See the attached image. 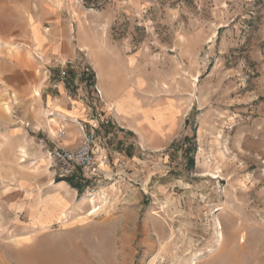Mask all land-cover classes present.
Segmentation results:
<instances>
[{
    "label": "rangeland",
    "instance_id": "obj_1",
    "mask_svg": "<svg viewBox=\"0 0 264 264\" xmlns=\"http://www.w3.org/2000/svg\"><path fill=\"white\" fill-rule=\"evenodd\" d=\"M0 47V264H264V0H0Z\"/></svg>",
    "mask_w": 264,
    "mask_h": 264
},
{
    "label": "built area",
    "instance_id": "obj_2",
    "mask_svg": "<svg viewBox=\"0 0 264 264\" xmlns=\"http://www.w3.org/2000/svg\"><path fill=\"white\" fill-rule=\"evenodd\" d=\"M64 67H67V63L61 67V74L65 76L66 69H64ZM78 77H80V75ZM96 126L97 125L95 124L94 127H92L90 133H86L85 129L82 127L85 136L84 140L78 147H58L51 153V156H53L55 161L65 169L66 174H70L72 170H78L80 176L84 179L99 178L102 174L94 152ZM57 127L60 128V130L58 131L56 138L57 140H62L66 135L65 127H60L59 125Z\"/></svg>",
    "mask_w": 264,
    "mask_h": 264
},
{
    "label": "crops",
    "instance_id": "obj_3",
    "mask_svg": "<svg viewBox=\"0 0 264 264\" xmlns=\"http://www.w3.org/2000/svg\"><path fill=\"white\" fill-rule=\"evenodd\" d=\"M108 74L104 72V70L101 68V72L98 73V87L100 88L103 96L105 97V100H111L112 99V91L111 88L108 86ZM73 114L76 115V111H73ZM71 147L68 143H63V147Z\"/></svg>",
    "mask_w": 264,
    "mask_h": 264
},
{
    "label": "trees",
    "instance_id": "obj_4",
    "mask_svg": "<svg viewBox=\"0 0 264 264\" xmlns=\"http://www.w3.org/2000/svg\"><path fill=\"white\" fill-rule=\"evenodd\" d=\"M69 78L73 81V79H74V77H73V75H69ZM86 80H88L89 81V83L92 85L94 82H93V75L92 76H90V77H88V78H86ZM68 182H69V184L71 185V186H73L75 189H77V190H79V191H82V186L80 185V183L79 182H76L73 178H70V179H68Z\"/></svg>",
    "mask_w": 264,
    "mask_h": 264
},
{
    "label": "bare ground",
    "instance_id": "obj_5",
    "mask_svg": "<svg viewBox=\"0 0 264 264\" xmlns=\"http://www.w3.org/2000/svg\"><path fill=\"white\" fill-rule=\"evenodd\" d=\"M0 49H1V47H0ZM1 52V51H0ZM35 92V94L37 95V96H39V93L37 92V91H34ZM7 110H9V107H7L6 108ZM23 153L25 154V152L23 151ZM212 175V177H213V179H218V178H220L219 176H217V174H211ZM88 198V197H87ZM93 198V197H92Z\"/></svg>",
    "mask_w": 264,
    "mask_h": 264
}]
</instances>
